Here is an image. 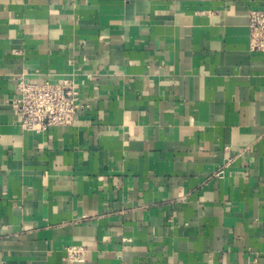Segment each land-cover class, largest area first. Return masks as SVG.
Wrapping results in <instances>:
<instances>
[{
	"label": "crops",
	"instance_id": "obj_1",
	"mask_svg": "<svg viewBox=\"0 0 264 264\" xmlns=\"http://www.w3.org/2000/svg\"><path fill=\"white\" fill-rule=\"evenodd\" d=\"M251 9L0 0V264H264ZM66 79L74 122L26 130L21 80Z\"/></svg>",
	"mask_w": 264,
	"mask_h": 264
},
{
	"label": "built area",
	"instance_id": "obj_2",
	"mask_svg": "<svg viewBox=\"0 0 264 264\" xmlns=\"http://www.w3.org/2000/svg\"><path fill=\"white\" fill-rule=\"evenodd\" d=\"M251 48L264 51V10L249 12ZM21 96L13 106L21 116L26 130L43 132L51 126L69 125L82 108L80 92L72 80L63 82H25L19 84ZM76 254L77 250H71Z\"/></svg>",
	"mask_w": 264,
	"mask_h": 264
}]
</instances>
